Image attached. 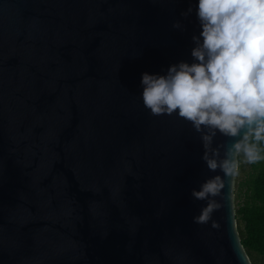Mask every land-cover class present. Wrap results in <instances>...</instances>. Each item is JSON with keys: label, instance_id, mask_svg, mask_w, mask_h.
<instances>
[{"label": "water", "instance_id": "1", "mask_svg": "<svg viewBox=\"0 0 264 264\" xmlns=\"http://www.w3.org/2000/svg\"><path fill=\"white\" fill-rule=\"evenodd\" d=\"M198 3L0 0V264H252L237 176L219 228L193 223V189L224 174L190 122L142 100L144 73L197 62Z\"/></svg>", "mask_w": 264, "mask_h": 264}, {"label": "clouds", "instance_id": "2", "mask_svg": "<svg viewBox=\"0 0 264 264\" xmlns=\"http://www.w3.org/2000/svg\"><path fill=\"white\" fill-rule=\"evenodd\" d=\"M197 16L202 32L191 53L197 62L173 65L166 76L144 73L142 100L153 116L178 113L200 134L203 161L224 176L193 189L195 200L207 202L193 223L219 228L213 213L222 207L215 198L225 177L239 175L241 158L264 160V0H199ZM218 134L235 142L214 146Z\"/></svg>", "mask_w": 264, "mask_h": 264}, {"label": "trees", "instance_id": "3", "mask_svg": "<svg viewBox=\"0 0 264 264\" xmlns=\"http://www.w3.org/2000/svg\"><path fill=\"white\" fill-rule=\"evenodd\" d=\"M236 217L252 264H264V160L241 166L236 182Z\"/></svg>", "mask_w": 264, "mask_h": 264}]
</instances>
